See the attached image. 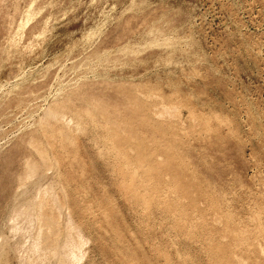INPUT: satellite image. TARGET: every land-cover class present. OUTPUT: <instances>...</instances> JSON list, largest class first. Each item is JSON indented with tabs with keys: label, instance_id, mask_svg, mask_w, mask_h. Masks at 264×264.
<instances>
[{
	"label": "rangeland",
	"instance_id": "obj_1",
	"mask_svg": "<svg viewBox=\"0 0 264 264\" xmlns=\"http://www.w3.org/2000/svg\"><path fill=\"white\" fill-rule=\"evenodd\" d=\"M0 264H264V0H0Z\"/></svg>",
	"mask_w": 264,
	"mask_h": 264
},
{
	"label": "bare ground",
	"instance_id": "obj_2",
	"mask_svg": "<svg viewBox=\"0 0 264 264\" xmlns=\"http://www.w3.org/2000/svg\"><path fill=\"white\" fill-rule=\"evenodd\" d=\"M166 112V111H165ZM164 113V112H163ZM165 114H167V112L165 113ZM161 115V114H160ZM159 116V115H158ZM161 116H163V115H161ZM63 247V246H62Z\"/></svg>",
	"mask_w": 264,
	"mask_h": 264
}]
</instances>
